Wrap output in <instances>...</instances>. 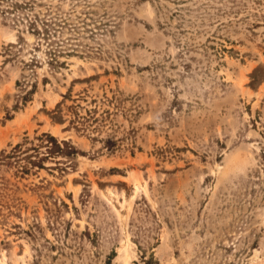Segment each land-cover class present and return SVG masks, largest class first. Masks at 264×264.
Listing matches in <instances>:
<instances>
[{"label": "rangeland", "instance_id": "1", "mask_svg": "<svg viewBox=\"0 0 264 264\" xmlns=\"http://www.w3.org/2000/svg\"><path fill=\"white\" fill-rule=\"evenodd\" d=\"M177 2L162 1L182 9V24L165 26L156 2L109 0L118 23L101 52L69 57L55 76L43 63L32 99L9 119L28 70L16 57L2 65L0 149L48 131L91 152L61 111L63 95L83 89L101 107L121 91L129 111L114 116L116 154L77 155L61 175L39 169L22 181L0 224V264H104L110 251L112 264L151 253L160 264H264V0ZM17 25L27 43L18 57L28 59L33 37L26 20ZM18 28L0 17V65ZM134 181L144 186L126 210ZM56 215L70 225L50 227Z\"/></svg>", "mask_w": 264, "mask_h": 264}, {"label": "trees", "instance_id": "2", "mask_svg": "<svg viewBox=\"0 0 264 264\" xmlns=\"http://www.w3.org/2000/svg\"><path fill=\"white\" fill-rule=\"evenodd\" d=\"M109 0H0V17L3 20H10L18 28L17 22H28V34L33 37L31 44L28 43V59L18 57L21 51V43L27 44L23 29H17L16 41L6 46L8 56L0 65V77L2 65L16 57L22 70L27 69L28 73H22L21 78L15 81L17 87L16 101L11 109H7L6 119L12 117L10 111L18 110L20 105L30 101L38 88L37 68L43 63L47 71L55 76L60 70L67 66V59L72 56L80 58H91L101 52V37L105 34H112L117 26V12H110L106 5ZM114 1V0H112ZM152 1L158 3L159 11L166 15L161 24L169 26V20L173 17L184 15L181 8L170 9L163 0H129L130 4ZM173 3L180 0H166ZM166 10V11H162ZM188 11V8H185ZM181 21L178 22L180 26ZM184 34L185 30L179 31ZM224 50V49H223ZM43 57L38 56V52ZM232 51V49H229ZM48 80L43 75L42 81ZM121 91L114 90L111 97L104 96L101 107L95 95H89L87 89H83L76 97L63 95L70 103H61L63 122H67L65 131H73L76 135L85 137L91 144V152L82 151L74 145L71 139H59L48 131H35L33 135L25 134L22 139L9 144L6 148L0 149V224L7 222L10 215L15 213L17 191L23 180L28 175L35 174L39 169L57 171L60 175L65 173L72 164L71 159L77 155H89L92 158L103 155L116 154L120 149L119 135L113 136L116 132L114 116L123 112L126 116L129 109L122 106ZM90 96L89 98H87ZM85 100V104L82 101ZM101 101V100H100ZM119 133V132H118ZM133 146V145H132ZM129 147L131 154H134L133 147ZM49 162V165H45ZM112 170H117L113 169ZM24 186H27L23 183ZM56 205V202H53ZM60 205L66 206L62 201ZM49 206L47 207V210ZM76 209V208H75ZM51 217V215H50ZM51 225L67 224L68 220L60 221L58 216L50 219ZM28 234V230L25 231ZM33 236V235H32ZM34 237V236H33ZM112 251L107 255L108 259L104 264L111 263ZM144 257V256H143ZM143 264H160L151 253Z\"/></svg>", "mask_w": 264, "mask_h": 264}, {"label": "bare ground", "instance_id": "3", "mask_svg": "<svg viewBox=\"0 0 264 264\" xmlns=\"http://www.w3.org/2000/svg\"><path fill=\"white\" fill-rule=\"evenodd\" d=\"M139 185H141V187L144 186L143 183H140L138 181H134L133 182V191H132V193L130 194L129 197L124 198V202L123 203H119L121 205V208H125L127 210L130 207V202L134 198L135 192L139 189ZM108 193L110 194V197H113L110 192H108ZM124 203H126V205H124Z\"/></svg>", "mask_w": 264, "mask_h": 264}]
</instances>
